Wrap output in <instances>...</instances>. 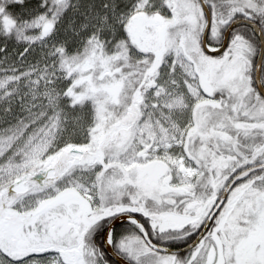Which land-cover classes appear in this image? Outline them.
I'll return each mask as SVG.
<instances>
[{
    "label": "snow or ice",
    "instance_id": "obj_1",
    "mask_svg": "<svg viewBox=\"0 0 264 264\" xmlns=\"http://www.w3.org/2000/svg\"><path fill=\"white\" fill-rule=\"evenodd\" d=\"M0 264H264V0H0Z\"/></svg>",
    "mask_w": 264,
    "mask_h": 264
}]
</instances>
